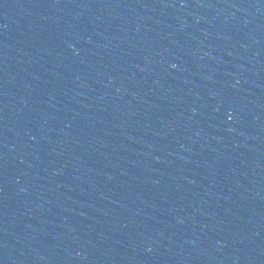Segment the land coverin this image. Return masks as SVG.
<instances>
[{"label":"water","instance_id":"1","mask_svg":"<svg viewBox=\"0 0 264 264\" xmlns=\"http://www.w3.org/2000/svg\"><path fill=\"white\" fill-rule=\"evenodd\" d=\"M0 264H264V0H0Z\"/></svg>","mask_w":264,"mask_h":264}]
</instances>
